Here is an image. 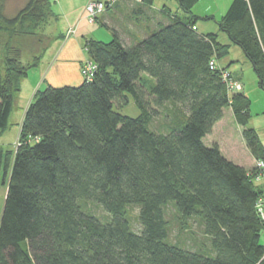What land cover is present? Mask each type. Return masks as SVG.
I'll use <instances>...</instances> for the list:
<instances>
[{
    "label": "trees",
    "instance_id": "16d2710c",
    "mask_svg": "<svg viewBox=\"0 0 264 264\" xmlns=\"http://www.w3.org/2000/svg\"><path fill=\"white\" fill-rule=\"evenodd\" d=\"M197 1L177 0L179 16L138 0L126 17L147 26L141 38L127 43L125 33L111 29L108 42L86 40L87 59L97 66L93 79L34 93L18 145L0 147L6 183L0 264H264V224L255 206L264 185L253 180L254 167L248 174L216 143L203 142L229 107L247 148L264 160L248 127V96L228 93L223 69L209 67L230 44L193 28ZM56 20L51 0H27L12 17L0 0V130L21 79L53 43L49 28ZM153 20L157 27L149 26ZM217 24L241 48L264 91V0H232ZM127 95L140 109L136 117L114 108ZM166 102L183 118L153 131L152 114ZM81 200L100 205L109 219L85 212ZM168 203L179 216L198 220L210 253L168 240ZM131 204L139 208L138 232L126 216Z\"/></svg>",
    "mask_w": 264,
    "mask_h": 264
},
{
    "label": "rangeland",
    "instance_id": "374dc122",
    "mask_svg": "<svg viewBox=\"0 0 264 264\" xmlns=\"http://www.w3.org/2000/svg\"><path fill=\"white\" fill-rule=\"evenodd\" d=\"M26 1L27 0H4V13L9 17L14 16ZM84 2L85 0H51V8L57 17V20L51 25L49 31H52L54 35L61 32L64 28L65 22L71 18V26H74L75 24L77 25L76 33L82 42L85 41L84 39L88 38L89 30H93V35L98 40L108 42L112 37L107 34L108 32H106V29H104L101 24H89L85 19V15H83L84 7H82ZM116 4H120L119 7L121 9V13H119L118 19L115 22L119 27L120 32L127 31L129 35L138 31L141 26H135L130 19L126 17L128 7L124 5L122 8V0H117L112 5L111 11H113ZM229 4V0H198L192 7V13L199 17L195 23L198 28V33H216L219 42H229L230 44L228 36L225 32L220 30L217 24V21L226 12ZM152 7V10L155 12H160L165 9L172 13L176 12L182 14L176 0H153ZM80 15H82L81 18L79 17ZM206 15H210L212 18L204 19V16ZM77 19L80 20L76 23ZM126 36L127 35H125V37ZM55 40L53 41L52 48L49 49L47 55L52 51L53 47L58 44V40ZM218 62L222 65L224 63L229 64L230 70L241 84V91L250 99L251 117L249 119L248 127L250 126L256 131L259 142L264 147V91L258 86V80L252 65L245 57L241 48L235 44H231L228 53L224 57L216 60L217 65ZM145 84L148 85L149 83L146 81ZM46 86L47 84L44 83L43 89L44 87L46 88ZM15 99L16 103L10 111L7 125L3 130H0V147L4 149L14 150L19 142L20 131L18 133V126L27 102L26 89L19 90ZM114 108L131 117H136L140 114V109L133 102L130 95L116 99L114 101ZM150 110L153 112L152 109ZM183 115V112L178 110L174 104L166 102L162 107L158 108L157 112H153L149 128L156 132L163 131L177 124L183 118ZM212 136L216 138L221 146H223V149L231 154L233 158H235L234 155L236 153L243 157L247 155L248 150L242 144V136L238 126L230 124L226 133H219L216 130ZM5 192L6 183L0 182V214ZM80 205L85 212L93 214L102 221H107L109 219V215L95 202L81 200ZM138 210V206L134 204L127 206L126 209V216L129 224L132 230L136 232L141 229L138 219ZM164 213L165 218L168 221V240L170 242H178L190 248H198L200 246L201 248L206 249L204 250L205 253H210L207 249L208 240L202 235L197 219L193 217L183 218L179 216L172 203L166 204L164 207ZM261 239L264 242V233L262 234Z\"/></svg>",
    "mask_w": 264,
    "mask_h": 264
},
{
    "label": "crops",
    "instance_id": "0c3cea01",
    "mask_svg": "<svg viewBox=\"0 0 264 264\" xmlns=\"http://www.w3.org/2000/svg\"><path fill=\"white\" fill-rule=\"evenodd\" d=\"M54 1H58V0H54ZM88 1L89 0H85L82 7H85V5ZM229 1L231 3L232 0H229ZM136 2L134 0H122V8L124 5H126L128 7L127 8L128 13H130V9L132 7L135 9L138 6ZM119 6H120V4H116L113 8V11H111L110 8L107 9L105 12H103L98 17L97 21L95 22L97 24H101V26L104 29H106V32H108L107 34H109L110 37H112L111 29H116L120 32L119 27L115 24L116 20L118 19L119 13H121L120 12L121 9ZM149 7L151 9L153 8L152 5ZM51 10H52V8H51ZM128 13H126V16L128 15ZM177 14L179 16L182 15L179 13H177ZM79 17L81 18L82 15H80ZM205 17H211V16L206 15V16H204V18ZM211 18H208V19H211ZM79 20L77 19L76 23L79 22ZM71 21H72L71 18H69V20H67L65 22L64 28L61 32L54 35V33L51 31V34L54 36V40L55 39L58 40V44L55 45L53 47L52 51H50V53L47 55L49 49L52 48V45L54 43L53 42L51 44V46L44 53V55L41 58L38 66L35 68H31L28 71L27 76L25 78L21 79V83H20L21 88L19 90L21 91V89L22 90L26 89V91H27V102H26V105L24 108V112H25V109L27 108L28 104L30 103L34 93L37 90H43L44 83L47 84V86H49V85L50 86L78 85L81 83L82 77L80 75L79 69H80L82 61L84 59L89 58L87 55V52L85 51V48H84V42L88 39H94V40H98V39L93 35V32H92L93 30H91V31L89 30L88 38L84 39L85 40L84 42H82L81 39L77 36V33L74 36L66 37L65 32L69 27H71ZM138 23H139L138 26H141V27H139L140 29L138 31H136L135 33L128 35V32L124 31L127 36L125 37V34H123V37H124L125 41H127V43H130V42H132L138 38H141L146 33L147 26L142 24L141 21H138ZM103 24L107 25L109 27V29L106 28ZM119 25H120V23H119ZM156 25H158V21L153 20V21L149 22V26H151V27H157ZM195 29L196 30L198 29L197 26H195ZM121 32H123V31H121ZM207 33H212V32H207ZM201 34H206V33H201ZM217 40H218V36H217ZM223 44H229V42H224ZM230 46H231V43H230ZM217 67L224 69V70H227L231 74L232 78L240 85V88L238 90L241 91V84L238 81V79L233 75V72L230 70L229 64L224 63L222 65V64H219V62H218ZM15 103H16V99H15ZM23 116H24V113L22 114V116L20 118V123L18 126V133L20 131V125H21V121L23 119ZM230 124H234V125L238 126L239 130L241 132V136H242L243 127L236 123V121L233 117V114L231 112V109L229 107H225L223 109L222 117L213 124L211 131L203 137V142L206 145H211V144L216 143L218 145L221 153L226 158L232 160L234 163H236L238 165L243 166L246 170H250L254 166L255 158L251 154L250 150L247 148L245 141L243 139V136H242V144L244 145V147H246V149L248 150L247 151L248 153L244 157L241 156L240 154L236 153L234 155L235 158H233V156L231 154L227 153L223 149V146H221V144L216 140V138L214 136H212V134L214 132H216V130L219 133H226L228 131V128L230 127ZM18 133H17V135H18ZM206 141H207V143H206Z\"/></svg>",
    "mask_w": 264,
    "mask_h": 264
},
{
    "label": "built area",
    "instance_id": "2783aa9c",
    "mask_svg": "<svg viewBox=\"0 0 264 264\" xmlns=\"http://www.w3.org/2000/svg\"><path fill=\"white\" fill-rule=\"evenodd\" d=\"M116 1L117 0H89L84 7L83 15H85V19L89 24H94L98 17L109 9ZM76 26L77 25L75 24L74 26L69 27L65 32V36H74L76 34ZM209 67L210 69L217 68L216 59L214 57L209 60ZM96 68L97 66L92 60L84 59L79 69L82 79L85 81H91L94 77ZM221 79L225 84L228 93L236 92L240 88V85L232 78L227 70H221ZM253 167L255 169L254 175L252 174L253 180L257 183H263L264 185V160L255 159ZM247 173L251 174L249 170ZM255 206L257 214L264 224V193L257 198Z\"/></svg>",
    "mask_w": 264,
    "mask_h": 264
}]
</instances>
